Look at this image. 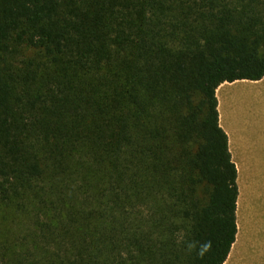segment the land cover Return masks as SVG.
I'll list each match as a JSON object with an SVG mask.
<instances>
[{"label": "trees", "instance_id": "1", "mask_svg": "<svg viewBox=\"0 0 264 264\" xmlns=\"http://www.w3.org/2000/svg\"><path fill=\"white\" fill-rule=\"evenodd\" d=\"M263 76L264 0H0V264H224Z\"/></svg>", "mask_w": 264, "mask_h": 264}, {"label": "rangeland", "instance_id": "2", "mask_svg": "<svg viewBox=\"0 0 264 264\" xmlns=\"http://www.w3.org/2000/svg\"><path fill=\"white\" fill-rule=\"evenodd\" d=\"M250 85L241 83L227 87L221 101L225 121L234 128L241 129L252 121V113L246 111L254 97ZM251 144L253 159L250 148L233 149L238 168V233L224 264H264V139Z\"/></svg>", "mask_w": 264, "mask_h": 264}, {"label": "crops", "instance_id": "3", "mask_svg": "<svg viewBox=\"0 0 264 264\" xmlns=\"http://www.w3.org/2000/svg\"><path fill=\"white\" fill-rule=\"evenodd\" d=\"M241 83L251 84L250 87L253 89V99L252 106L246 109L252 113V121L246 123L243 128H234L228 124L225 120V114L222 111V100H224V95L227 87L235 86ZM227 84V85H226ZM223 88V89H222ZM217 97L219 101V112H220V123L222 127L228 134L230 150L233 156V149H238V151H244L245 149H251L252 157V144L254 142H259L264 139V76L259 80H236L233 82H224L217 89ZM224 109V108H223ZM249 109V110H248ZM236 112V109L233 111ZM224 114V123H223ZM255 159V158H254Z\"/></svg>", "mask_w": 264, "mask_h": 264}, {"label": "bare ground", "instance_id": "4", "mask_svg": "<svg viewBox=\"0 0 264 264\" xmlns=\"http://www.w3.org/2000/svg\"><path fill=\"white\" fill-rule=\"evenodd\" d=\"M243 84V83H242ZM245 84V83H244ZM248 85H250V84H248ZM245 87V86H244ZM248 87V86H247ZM243 88V87H242ZM223 89V88H222ZM250 91V90H249ZM249 98V97H248ZM250 99V98H249ZM248 100V99H247ZM252 101V100H251Z\"/></svg>", "mask_w": 264, "mask_h": 264}]
</instances>
